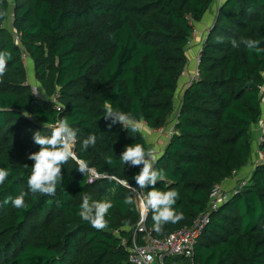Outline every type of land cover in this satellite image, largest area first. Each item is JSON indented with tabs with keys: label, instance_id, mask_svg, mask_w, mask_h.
Wrapping results in <instances>:
<instances>
[{
	"label": "trees",
	"instance_id": "16d2710c",
	"mask_svg": "<svg viewBox=\"0 0 264 264\" xmlns=\"http://www.w3.org/2000/svg\"><path fill=\"white\" fill-rule=\"evenodd\" d=\"M214 1L14 0V35L3 25L10 1L0 0V51L11 53L0 77V167L10 171L0 184V264H134L128 245L140 211L121 180L136 186L142 165L122 164L120 155L136 143L146 151L150 146L141 130L109 127L105 104L152 129L168 127L194 24ZM241 38L259 40L264 48V0H224L219 6L200 50L197 78L183 94L176 132L154 162L163 174L156 190L177 191L174 208L183 213L156 232L150 211L147 224L155 236L210 216L193 260L176 257L167 264H264V162L255 163L244 188L209 208L214 186L250 162L252 126L264 118V52L232 47ZM26 55L41 87L29 81ZM63 118L77 133L73 152L102 176L89 182V172H79L76 159H69L54 196L32 193L27 178L34 161L26 157L40 147L33 133L50 135L43 125ZM89 134L97 143L83 150ZM258 145L263 152L264 139ZM21 193L26 208L2 204ZM85 194L111 201L106 228L97 230L78 215ZM129 195L132 205L124 203Z\"/></svg>",
	"mask_w": 264,
	"mask_h": 264
},
{
	"label": "clouds",
	"instance_id": "9594fccd",
	"mask_svg": "<svg viewBox=\"0 0 264 264\" xmlns=\"http://www.w3.org/2000/svg\"><path fill=\"white\" fill-rule=\"evenodd\" d=\"M220 40L221 38H217ZM260 41L248 38H241L239 41L233 39L232 47L239 48L243 44L247 49L254 50L256 53L264 52V48L260 47ZM11 59V53L7 50L0 51V77L5 74L8 61ZM36 91H34L35 93ZM105 119H110L111 127L113 124L119 123L123 128L132 132L140 130V124L133 120L131 113H124L119 110H114L110 104H105ZM27 113V112H25ZM26 117L29 114H25ZM43 128L51 130L50 135H42V132L37 130L33 133V142L39 145V150L28 154L26 157L34 161L31 168V174L27 178L29 190L32 193H41L49 196H54L57 185L62 184V165L67 164L69 159H76L73 147L76 142L77 133L69 125L66 118L58 120L55 124L45 123ZM97 143L95 134H89L82 142V149L87 150L90 146L94 147ZM106 163L113 164L111 157H106ZM156 157L151 151H146L139 144L126 146L125 150L120 155L122 164L131 166H141L138 174L134 176L136 187L125 183L129 190L136 191V188L144 189L152 186V190L147 193L146 199L143 202L145 212H152L153 229L156 232L162 231V227L166 223H177L183 219V213H177L174 205L177 203L179 193L175 190L159 191L155 185L158 180L163 178L161 171L154 170V162ZM78 165L77 170L84 175L90 171L85 161L76 160ZM10 175V171L0 167V184H3ZM26 193H21L16 197L8 196L2 201L3 205L11 203L17 209L26 208L25 204ZM124 203L132 205L135 203L131 195L125 197ZM112 207L111 201L93 200L91 196L85 194L82 197V203L78 215L84 221H87L97 230H102L107 227L105 219L109 209Z\"/></svg>",
	"mask_w": 264,
	"mask_h": 264
},
{
	"label": "built area",
	"instance_id": "2783aa9c",
	"mask_svg": "<svg viewBox=\"0 0 264 264\" xmlns=\"http://www.w3.org/2000/svg\"><path fill=\"white\" fill-rule=\"evenodd\" d=\"M191 41L189 42V44ZM198 75V73H197ZM197 75L193 78L196 79ZM192 80V79H191ZM192 80V81H193ZM191 81V82H192ZM189 83V85L191 84ZM36 91L34 94L39 95V89L34 88ZM262 95L264 100V88H262ZM58 110H61V106L57 107ZM262 127V134L260 136V143L264 139V118L259 122ZM162 132L168 141L175 134V125L166 128L158 129ZM260 158L259 162H264V151L259 150ZM76 160H79L76 153L74 152ZM89 182H94L96 179L100 178V175L94 168H89ZM125 180H121V183L127 186ZM128 184V182H127ZM232 190H227L223 184H217L214 186V189L211 193L209 208L217 209L223 203H225L230 195L239 191L246 185L245 180H241L237 183ZM132 187H136L133 186ZM137 205L140 211V218L133 229L132 240L128 245V251L130 253V260L134 264H167L168 260L174 259L176 257L185 258L193 260L195 247L198 242V239L202 235L206 225L210 221V216L208 213H204L198 216L191 225L185 226L179 230H176L168 234L164 238H159L154 235L151 228L147 224L148 215L150 210L145 212L143 207V202L146 199L147 192L145 189L136 188L134 192Z\"/></svg>",
	"mask_w": 264,
	"mask_h": 264
},
{
	"label": "crops",
	"instance_id": "0c3cea01",
	"mask_svg": "<svg viewBox=\"0 0 264 264\" xmlns=\"http://www.w3.org/2000/svg\"><path fill=\"white\" fill-rule=\"evenodd\" d=\"M223 1L224 0H215L208 9V11L206 12V15L204 16L203 20L198 22L199 26L195 30L194 35L191 39L193 42L192 44H190L191 47L187 51L188 62L182 76L179 79L178 89L175 95V111L170 117V122L167 125L168 127L174 126L177 121V115L179 114L178 112L182 103V97L186 88L189 86V82L191 80L190 77L195 75L198 71L199 54L202 44L207 36L209 28L211 27V25L215 20L218 8ZM262 108H263V117H264V100H263ZM139 124H140V130L150 146V151L154 154L157 160L165 151V148L167 147L169 141L166 138V136L158 129L150 128L145 122H139ZM252 133H253V143H252L253 152H252L251 160L244 168L238 171L232 178L225 180L223 185L227 190H232L235 186H237L238 181L240 182L241 180L248 178L255 167V163L260 158L258 141L262 134V127L259 124V122L252 126Z\"/></svg>",
	"mask_w": 264,
	"mask_h": 264
},
{
	"label": "rangeland",
	"instance_id": "374dc122",
	"mask_svg": "<svg viewBox=\"0 0 264 264\" xmlns=\"http://www.w3.org/2000/svg\"><path fill=\"white\" fill-rule=\"evenodd\" d=\"M10 1V9H9V11H8V13L6 14V19H5V21H4V23H3V25H4V27L5 28H7L9 31H11L14 35L16 34V32H15V29L13 28V18H14V6H15V3H14V0H9ZM221 5V4H220ZM203 20V19H202ZM198 22H196L195 24H194V28L195 29H197L198 28ZM17 37V36H16ZM192 40H191V43L190 44H192ZM189 44V45H190ZM191 47V45L190 46H188V49H187V51L189 50V48ZM24 60H25V62H26V70H27V73H28V78H29V81H30V83L31 84H33V85H37V86H39V84H38V82H37V80H36V78H35V75H34V63H33V61L26 55L25 57H24ZM197 75V73L195 74V75H193V76H191L190 78L193 80V78L195 77ZM192 80H190V82L192 81ZM189 82V83H190ZM39 87H41V86H39ZM262 158V157H261ZM261 158H259V159H261ZM239 182V181H238ZM237 182V183H238ZM238 186V185H237ZM236 186V187H237ZM235 189V188H234ZM181 260H182V258H181Z\"/></svg>",
	"mask_w": 264,
	"mask_h": 264
}]
</instances>
